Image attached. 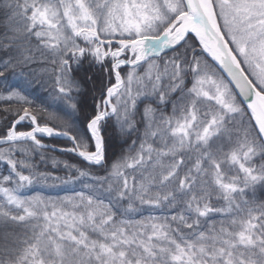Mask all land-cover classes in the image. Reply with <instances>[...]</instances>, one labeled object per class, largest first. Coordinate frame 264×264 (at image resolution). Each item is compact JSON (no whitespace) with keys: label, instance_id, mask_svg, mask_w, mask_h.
<instances>
[{"label":"snow or ice","instance_id":"1","mask_svg":"<svg viewBox=\"0 0 264 264\" xmlns=\"http://www.w3.org/2000/svg\"><path fill=\"white\" fill-rule=\"evenodd\" d=\"M0 264H264V0H0Z\"/></svg>","mask_w":264,"mask_h":264}]
</instances>
